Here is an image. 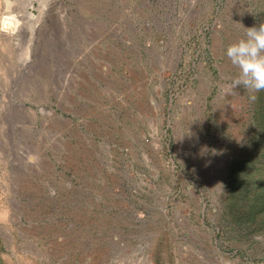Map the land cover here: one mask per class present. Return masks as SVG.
Masks as SVG:
<instances>
[{"label": "rangeland", "instance_id": "374dc122", "mask_svg": "<svg viewBox=\"0 0 264 264\" xmlns=\"http://www.w3.org/2000/svg\"><path fill=\"white\" fill-rule=\"evenodd\" d=\"M261 23L264 0H0V264H264V91L226 55Z\"/></svg>", "mask_w": 264, "mask_h": 264}, {"label": "clouds", "instance_id": "9594fccd", "mask_svg": "<svg viewBox=\"0 0 264 264\" xmlns=\"http://www.w3.org/2000/svg\"><path fill=\"white\" fill-rule=\"evenodd\" d=\"M245 29L246 38L226 49L227 57L239 69L231 87L243 86L246 91L257 93L264 91V23ZM255 98L253 95L252 99Z\"/></svg>", "mask_w": 264, "mask_h": 264}, {"label": "bare ground", "instance_id": "6f19581e", "mask_svg": "<svg viewBox=\"0 0 264 264\" xmlns=\"http://www.w3.org/2000/svg\"><path fill=\"white\" fill-rule=\"evenodd\" d=\"M43 7H45V6H43ZM25 12H26V13H24V16H23L24 19L27 20V18H28V19L31 18V17L33 18V16H32L33 14L31 15L30 13H27V11H25ZM30 16H31V17H30ZM34 18H35V16H34ZM30 20H32V19H30ZM36 22H37V20H36ZM34 27H36V26H34ZM36 28H37V27H36ZM7 29H9V28H4L3 32L6 33V34H8V35L11 34L12 32H11V31H8ZM34 29H35V28L31 29V31H30V34H31V35L34 34ZM9 30H10V29H9Z\"/></svg>", "mask_w": 264, "mask_h": 264}]
</instances>
